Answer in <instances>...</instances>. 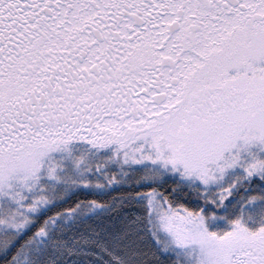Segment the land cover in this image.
Segmentation results:
<instances>
[{"label": "snow or ice", "instance_id": "1", "mask_svg": "<svg viewBox=\"0 0 264 264\" xmlns=\"http://www.w3.org/2000/svg\"><path fill=\"white\" fill-rule=\"evenodd\" d=\"M0 264H264V0H0Z\"/></svg>", "mask_w": 264, "mask_h": 264}]
</instances>
